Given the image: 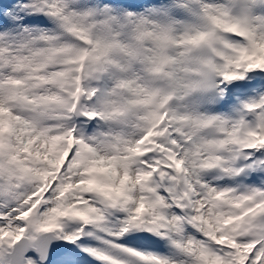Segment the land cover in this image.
<instances>
[{"label":"snow or ice","instance_id":"1","mask_svg":"<svg viewBox=\"0 0 264 264\" xmlns=\"http://www.w3.org/2000/svg\"><path fill=\"white\" fill-rule=\"evenodd\" d=\"M0 264H264V0H0Z\"/></svg>","mask_w":264,"mask_h":264}]
</instances>
